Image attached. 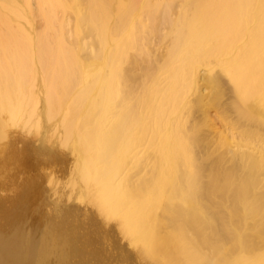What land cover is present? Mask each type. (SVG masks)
I'll return each instance as SVG.
<instances>
[{"label": "bare ground", "instance_id": "obj_1", "mask_svg": "<svg viewBox=\"0 0 264 264\" xmlns=\"http://www.w3.org/2000/svg\"><path fill=\"white\" fill-rule=\"evenodd\" d=\"M1 189L0 264H264V0H0Z\"/></svg>", "mask_w": 264, "mask_h": 264}, {"label": "rangeland", "instance_id": "obj_2", "mask_svg": "<svg viewBox=\"0 0 264 264\" xmlns=\"http://www.w3.org/2000/svg\"><path fill=\"white\" fill-rule=\"evenodd\" d=\"M31 155V158L29 157L28 158V161L30 160H34V157L35 156H37V154H35L34 155V153H31L30 154ZM34 155V156H33ZM39 157V158H38ZM44 156H37L36 158H35V160H38L37 162L39 163L38 164V166H35V169H34V167H33V165L30 163V162H28V165L27 166H25V168H24V170H23V172H20V174H22V173H29V174H34L35 173V175H38V174H40V172L41 173H43V171H44V173L45 172H47L49 169H50V166H45V165H43L44 164ZM34 160V161H35ZM36 162V161H35ZM42 162V163H41ZM41 163V164H40ZM32 165V166H31ZM39 165H40V168H39ZM29 166V167H28ZM43 167V168H42ZM48 167V168H47ZM29 168H32V169H29ZM37 168H38V171H35V170H37ZM40 169V170H39ZM30 170H32V171H30ZM43 170V171H42ZM41 178V177H40ZM40 187H41V191H40V193H39V195H38V197L36 198L37 199V201H38V203H36L35 201H34V203L32 204V205H34V207H38V205H40L39 203L41 202H39V200H41V197L46 201V203H48L47 202V199H46V190L44 189L45 188V183H44V181L42 180L41 181V179H40ZM3 189H1L0 190V193L1 192H3L2 191ZM45 201H43L42 200V203L41 204H43L41 207H42V209H41V207H39L41 210H45V208L47 209H49L50 207L48 206V204H46L45 203ZM36 204H38V205H36ZM44 204H46V205H44ZM36 205V206H35ZM44 206V207H43ZM46 206V207H45ZM38 208V209H39ZM58 219L60 220H58L59 222H60V224H63L64 223V221H66L65 219V216L64 215H62V217L61 216H59L58 217ZM28 220H31V221H29V224H31L32 222V225H33V228H34V230L36 229V227H37V224H36V222L33 220V218H31V219H28ZM63 220V221H62ZM61 221H62V223H61ZM31 222V223H30ZM35 222V223H34ZM35 224H36V226H35ZM31 225V226H32ZM30 226V227H31ZM45 226V227H44ZM32 228V227H31ZM52 228V229H51ZM46 233V234H45ZM56 235V236H55ZM58 235V236H57ZM62 233L60 232V233H57L56 231H55V229L53 228V226L50 224V223H45L43 226H42V237L45 239V241L47 242V244L49 245H47L48 246V250H49V253H50V255L51 256H53L52 258H53V261H54V257H56V262L54 261V264H94V261L92 260V263H90L91 262V259H88V257H86L85 256V254L83 255V253L81 254V252H79L78 250V252L76 251V248L74 247V246H72L71 244H69L70 242V240H69V237L67 238L66 236H68L67 234H65L64 233V237L62 236ZM53 254V255H52ZM80 255H82V256H85V259L86 260H83L82 259V257L80 256ZM90 260V261H89Z\"/></svg>", "mask_w": 264, "mask_h": 264}]
</instances>
